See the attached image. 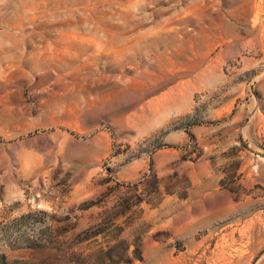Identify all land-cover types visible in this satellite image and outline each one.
Returning a JSON list of instances; mask_svg holds the SVG:
<instances>
[{
  "label": "rangeland",
  "instance_id": "obj_1",
  "mask_svg": "<svg viewBox=\"0 0 264 264\" xmlns=\"http://www.w3.org/2000/svg\"><path fill=\"white\" fill-rule=\"evenodd\" d=\"M8 264H264V0H0Z\"/></svg>",
  "mask_w": 264,
  "mask_h": 264
},
{
  "label": "trees",
  "instance_id": "obj_2",
  "mask_svg": "<svg viewBox=\"0 0 264 264\" xmlns=\"http://www.w3.org/2000/svg\"><path fill=\"white\" fill-rule=\"evenodd\" d=\"M0 264H8L3 254H0Z\"/></svg>",
  "mask_w": 264,
  "mask_h": 264
}]
</instances>
